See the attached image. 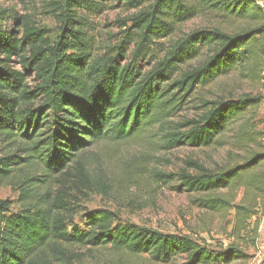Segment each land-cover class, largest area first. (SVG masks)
Wrapping results in <instances>:
<instances>
[{"label":"trees","instance_id":"1","mask_svg":"<svg viewBox=\"0 0 264 264\" xmlns=\"http://www.w3.org/2000/svg\"><path fill=\"white\" fill-rule=\"evenodd\" d=\"M109 1L119 0L48 1L47 14L58 23L55 33L0 8V137L8 144L0 156V184L17 185L20 191L16 210L11 199H0V264H65L74 254L72 246H110L148 254L157 263L179 256L183 264L246 258L236 244L211 248L187 234L123 222L106 208L86 210L83 224L75 222L81 211L70 190L96 186L87 158L95 144L153 132L167 151L208 147L263 99L193 96L231 72L256 78L263 70L264 12L256 0H126L140 10L121 31L119 43L100 53L89 16L102 12ZM209 12L248 23L233 32L201 27L175 38L184 23ZM6 21L9 29H3ZM162 39H168L162 56L143 71L139 61L152 59ZM192 103L195 115L177 120ZM246 126L238 125L241 131L245 127V135ZM263 160L264 153H255L218 172L189 160L177 172L156 170L155 175L167 183L179 181L180 191L203 195L198 198L202 206L236 209L239 224L233 231L240 233L252 217L250 210L210 195L232 186ZM248 182L264 191L260 181Z\"/></svg>","mask_w":264,"mask_h":264},{"label":"rangeland","instance_id":"2","mask_svg":"<svg viewBox=\"0 0 264 264\" xmlns=\"http://www.w3.org/2000/svg\"><path fill=\"white\" fill-rule=\"evenodd\" d=\"M50 0H0V8L7 9V15L21 18L29 17L35 24L58 31L57 21L47 14L45 4ZM97 1V0H96ZM106 8L89 16L90 33L94 45L100 53L107 45L119 43L121 31L130 24L129 19L140 8L130 7L126 0L109 1ZM127 22L126 26H122ZM248 22L227 20L219 13L201 14L181 26L175 36L201 28L219 26L233 32ZM10 22L3 23V29L10 28ZM154 45L152 59L139 61L142 70L150 69L154 59L162 56V39ZM133 50L129 47L128 53ZM205 59L203 55L193 61L198 64ZM256 78L248 77L239 71L222 76L213 83L198 88L194 93L199 98H236L243 94L260 95V104L249 110L242 120L230 127L218 143L208 147L181 146L164 150L158 136L145 132L136 139L118 142H101L92 146L87 153L89 170L97 182L93 188L70 190L72 200L79 204L75 222L83 224L81 215L86 210L106 208L113 211L123 222H130L156 228L165 233H179L209 245L211 248H224L230 244L240 246L246 258L235 257L228 264H259L264 258V191L248 181H260L264 187V160L251 170L242 174L232 186L212 193L210 196H222L231 204L241 205L250 210L252 217L247 220L246 228L240 233L233 231L239 224L236 209H219L202 206L198 198L201 194L180 191L176 188L179 181L165 182L155 175L159 172H177L187 167L189 160H196L209 170L218 172L241 165L255 153H264V68ZM184 106L177 120L195 115L194 105ZM247 123L246 135L238 125ZM245 137L244 140H241ZM8 151V144L0 137V156ZM193 171L192 168H189ZM249 184L251 187H249ZM19 188L17 185H1L0 199L9 198L14 210L19 208ZM234 232V233H233ZM73 255L65 264H183L182 256L170 263H157L148 254H132L109 247L72 246ZM216 264V263H214Z\"/></svg>","mask_w":264,"mask_h":264},{"label":"built area","instance_id":"3","mask_svg":"<svg viewBox=\"0 0 264 264\" xmlns=\"http://www.w3.org/2000/svg\"><path fill=\"white\" fill-rule=\"evenodd\" d=\"M256 1L262 7V10L264 12V0H256Z\"/></svg>","mask_w":264,"mask_h":264}]
</instances>
